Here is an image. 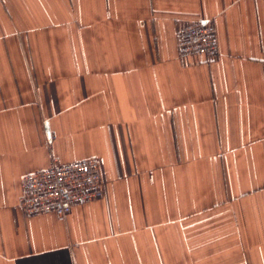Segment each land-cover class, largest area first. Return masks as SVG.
Segmentation results:
<instances>
[{"label":"crops","instance_id":"0c3cea01","mask_svg":"<svg viewBox=\"0 0 264 264\" xmlns=\"http://www.w3.org/2000/svg\"><path fill=\"white\" fill-rule=\"evenodd\" d=\"M209 19L218 58L181 57ZM89 156L102 198L26 214ZM0 264H264V0H0Z\"/></svg>","mask_w":264,"mask_h":264},{"label":"built area","instance_id":"2783aa9c","mask_svg":"<svg viewBox=\"0 0 264 264\" xmlns=\"http://www.w3.org/2000/svg\"><path fill=\"white\" fill-rule=\"evenodd\" d=\"M178 50L183 58L201 55L212 61L220 55V39L216 23L197 20L183 24L177 32ZM104 180L97 156L57 162L24 176L20 206L27 215L55 212L65 219L77 204L102 198Z\"/></svg>","mask_w":264,"mask_h":264},{"label":"water","instance_id":"95a60500","mask_svg":"<svg viewBox=\"0 0 264 264\" xmlns=\"http://www.w3.org/2000/svg\"><path fill=\"white\" fill-rule=\"evenodd\" d=\"M47 130H48V132L50 133L48 126H47Z\"/></svg>","mask_w":264,"mask_h":264}]
</instances>
